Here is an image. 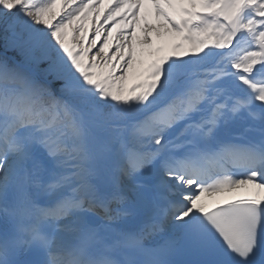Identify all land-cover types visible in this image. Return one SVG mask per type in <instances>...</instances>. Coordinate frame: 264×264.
<instances>
[{"label": "snow or ice", "instance_id": "6c2138e0", "mask_svg": "<svg viewBox=\"0 0 264 264\" xmlns=\"http://www.w3.org/2000/svg\"><path fill=\"white\" fill-rule=\"evenodd\" d=\"M0 33V264H264V0H0Z\"/></svg>", "mask_w": 264, "mask_h": 264}, {"label": "bare ground", "instance_id": "6f19581e", "mask_svg": "<svg viewBox=\"0 0 264 264\" xmlns=\"http://www.w3.org/2000/svg\"><path fill=\"white\" fill-rule=\"evenodd\" d=\"M245 193H236L235 195H244ZM207 199L209 200V202L211 203V201L213 200V198L211 196H208ZM218 202H223L222 200L218 201Z\"/></svg>", "mask_w": 264, "mask_h": 264}, {"label": "rangeland", "instance_id": "374dc122", "mask_svg": "<svg viewBox=\"0 0 264 264\" xmlns=\"http://www.w3.org/2000/svg\"><path fill=\"white\" fill-rule=\"evenodd\" d=\"M2 44H3L2 33H0V46H2ZM93 51H95V50H93Z\"/></svg>", "mask_w": 264, "mask_h": 264}]
</instances>
